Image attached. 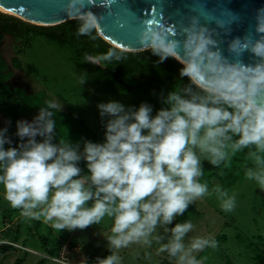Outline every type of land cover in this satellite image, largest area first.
<instances>
[{"label": "clouds", "instance_id": "obj_1", "mask_svg": "<svg viewBox=\"0 0 264 264\" xmlns=\"http://www.w3.org/2000/svg\"><path fill=\"white\" fill-rule=\"evenodd\" d=\"M197 24L193 18L184 29L185 59L178 52L180 42L169 38L162 25L150 26L142 42H148L161 63L169 58L181 63V78L191 79L202 71L201 64L208 65L215 87L173 89L161 97L164 106L155 115L146 102L138 107L114 100L99 103L104 141L84 140L82 150L80 142L57 140L53 117L63 104L55 99L31 121H16V146H11L8 129L0 128V185L13 209L26 219H43L59 232L85 230L105 217L112 220L111 235L105 237L110 254L94 264H121L119 250L153 243L176 264H201L196 254L216 248L217 241L197 236L186 243L194 225L176 223V217L195 200L213 194L223 211L236 206L234 193L219 185L210 191L200 182L204 161L229 166L233 156L247 149L253 167L246 168L245 177L264 191V8L257 10L259 38L243 46L236 38L228 46L234 56L249 52L260 57L255 65L229 62L208 29H197ZM97 27L89 12L76 35ZM114 56L110 50L87 62L101 66ZM81 161L88 174H82Z\"/></svg>", "mask_w": 264, "mask_h": 264}, {"label": "rangeland", "instance_id": "obj_2", "mask_svg": "<svg viewBox=\"0 0 264 264\" xmlns=\"http://www.w3.org/2000/svg\"><path fill=\"white\" fill-rule=\"evenodd\" d=\"M0 51L12 75L7 84L11 96H0V128L8 129L11 146L19 142L15 136L16 121H31L49 100L63 104L53 117L57 140L68 138L73 144L80 142L81 150L84 140L104 141L99 103L114 100L125 106L138 107L142 102L152 105L147 93L120 89L95 64L76 59L72 48L48 35L30 34L21 40L7 34ZM13 57L20 60L18 68L11 65ZM158 109L153 107V115ZM207 163L204 161L203 167ZM79 166L82 174H88L84 161ZM211 183L210 191L220 186L215 178ZM224 190L235 194L234 210L223 211L215 194L195 200L186 220L193 223L194 230L185 242L197 236L217 241L216 248H205L196 254L201 264H264V191L254 181L247 180L245 174ZM6 225L2 238L19 247L12 246L5 256H0V264H13L18 258L23 259L22 264H93L104 252L110 254L105 237L111 235V219L105 217L100 224L85 230L59 232L43 219L24 218L20 210L13 209L5 200L0 185V229ZM64 242L65 247L61 246ZM158 248L155 243L131 244L118 254L121 264H176L167 253H158Z\"/></svg>", "mask_w": 264, "mask_h": 264}, {"label": "water", "instance_id": "obj_3", "mask_svg": "<svg viewBox=\"0 0 264 264\" xmlns=\"http://www.w3.org/2000/svg\"><path fill=\"white\" fill-rule=\"evenodd\" d=\"M261 8L264 0H0L2 13L39 26L86 18L91 12L98 21L95 28L98 35L128 52L149 49L148 42H142L144 33L150 26L162 25L169 38L180 42L178 52L182 59L186 58L184 29L195 18L197 29L201 26L208 29L229 62L246 65L262 60L249 52L234 56L228 46L236 38H240L241 46L259 38L255 29L257 10ZM214 63L208 61V64ZM201 68L191 80L203 89L215 87V77L209 74L208 65L201 64Z\"/></svg>", "mask_w": 264, "mask_h": 264}, {"label": "trees", "instance_id": "obj_4", "mask_svg": "<svg viewBox=\"0 0 264 264\" xmlns=\"http://www.w3.org/2000/svg\"><path fill=\"white\" fill-rule=\"evenodd\" d=\"M86 18L72 19L54 26H39L28 23L12 15L0 12V46L5 35H12L17 39H24L30 34L48 35L57 39L62 45L73 49L76 59L87 61L88 57L98 58L102 54L113 51L120 59L114 56L110 61H101V66L96 65L109 81L122 90L129 92L147 93L154 108H161V97L173 89L189 88L199 92L203 88L196 85L188 77H180L181 63L169 58L160 62L159 57L153 55L149 49L140 52H128L120 50L103 40L93 28L88 34L77 36V30ZM20 60L17 57L11 59V65L18 68ZM8 62L2 57L0 51V96L10 97L7 88L11 78ZM247 149L232 157L230 165L222 164L220 167H212L209 163L204 166V174L200 178L201 183H207L212 187L211 179L220 182L222 189L232 187L244 177L247 167H253L246 158ZM192 205L181 216L176 217V223L187 220V212L192 210ZM62 246V245H61ZM12 248L9 244L0 245V256H5ZM109 255L104 252L101 258ZM23 259H16L13 264H22ZM38 264H42L41 262ZM94 264V263H93Z\"/></svg>", "mask_w": 264, "mask_h": 264}, {"label": "built area", "instance_id": "obj_5", "mask_svg": "<svg viewBox=\"0 0 264 264\" xmlns=\"http://www.w3.org/2000/svg\"><path fill=\"white\" fill-rule=\"evenodd\" d=\"M5 227H7V225L4 226V227H2V228L0 229V245H1V244H9V245H11V246H13V247L18 248L19 245H17L15 242H13V241H9V240H5L4 238H2V236H1V232L3 231V229H4Z\"/></svg>", "mask_w": 264, "mask_h": 264}, {"label": "crops", "instance_id": "obj_6", "mask_svg": "<svg viewBox=\"0 0 264 264\" xmlns=\"http://www.w3.org/2000/svg\"><path fill=\"white\" fill-rule=\"evenodd\" d=\"M20 120H21V119H20ZM66 245H67V244H66L65 242H64V243H62V246H64V247H65ZM60 252H61V251H60Z\"/></svg>", "mask_w": 264, "mask_h": 264}, {"label": "bare ground", "instance_id": "obj_7", "mask_svg": "<svg viewBox=\"0 0 264 264\" xmlns=\"http://www.w3.org/2000/svg\"><path fill=\"white\" fill-rule=\"evenodd\" d=\"M0 11H1V12H3V10H2V9H0Z\"/></svg>", "mask_w": 264, "mask_h": 264}]
</instances>
